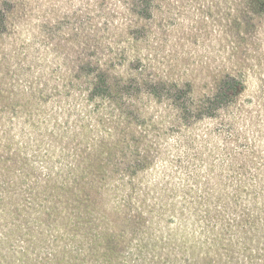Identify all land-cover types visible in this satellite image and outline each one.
I'll return each mask as SVG.
<instances>
[{"label":"rangeland","instance_id":"rangeland-1","mask_svg":"<svg viewBox=\"0 0 264 264\" xmlns=\"http://www.w3.org/2000/svg\"><path fill=\"white\" fill-rule=\"evenodd\" d=\"M0 7V264H264V0ZM228 77L191 122L145 93Z\"/></svg>","mask_w":264,"mask_h":264},{"label":"trees","instance_id":"trees-1","mask_svg":"<svg viewBox=\"0 0 264 264\" xmlns=\"http://www.w3.org/2000/svg\"><path fill=\"white\" fill-rule=\"evenodd\" d=\"M5 15L4 9L0 7V17ZM147 81H144V85ZM236 80L233 77L223 79L216 85L213 90L200 98H194L188 95L190 85L186 88L180 87L177 84L167 83H147L145 93L151 98H165L173 107H175L178 114L185 121H193L202 115L216 116L220 110L229 106L236 99ZM95 90L100 96L112 95L115 91H124L125 89H133L134 83L119 82L114 83L108 81L105 75L95 77ZM115 90V91H113ZM80 209V208H78Z\"/></svg>","mask_w":264,"mask_h":264}]
</instances>
